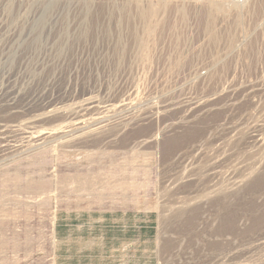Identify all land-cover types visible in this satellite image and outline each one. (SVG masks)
<instances>
[{"label": "rangeland", "instance_id": "obj_1", "mask_svg": "<svg viewBox=\"0 0 264 264\" xmlns=\"http://www.w3.org/2000/svg\"><path fill=\"white\" fill-rule=\"evenodd\" d=\"M0 264H264V0H0Z\"/></svg>", "mask_w": 264, "mask_h": 264}, {"label": "bare ground", "instance_id": "obj_2", "mask_svg": "<svg viewBox=\"0 0 264 264\" xmlns=\"http://www.w3.org/2000/svg\"><path fill=\"white\" fill-rule=\"evenodd\" d=\"M234 1L237 2L236 0ZM94 111L95 110L93 109V107L89 106L85 110L86 119H83L71 125L66 124L64 127L60 128V130H56L55 133L52 134H47V136L46 134L39 133L34 125L35 123L40 122L48 123L51 119H54V117L56 118L58 110H54L51 108L46 112L44 111L43 113L35 116L31 120V122L28 123L26 130H22L23 140L25 142L22 141L24 142L23 145L15 152L23 156V154L35 152L45 147L56 144L72 145L77 140H82L85 137L86 133L98 132L99 130H101V128H103V126H107V121L93 117ZM10 153L12 154L13 152Z\"/></svg>", "mask_w": 264, "mask_h": 264}, {"label": "built area", "instance_id": "obj_3", "mask_svg": "<svg viewBox=\"0 0 264 264\" xmlns=\"http://www.w3.org/2000/svg\"><path fill=\"white\" fill-rule=\"evenodd\" d=\"M238 3H243L245 0H236Z\"/></svg>", "mask_w": 264, "mask_h": 264}]
</instances>
